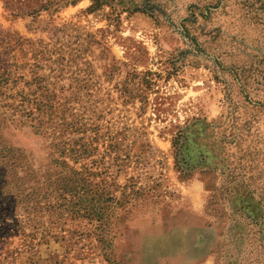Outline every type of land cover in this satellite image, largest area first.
Returning a JSON list of instances; mask_svg holds the SVG:
<instances>
[{
	"label": "rangeland",
	"instance_id": "rangeland-1",
	"mask_svg": "<svg viewBox=\"0 0 264 264\" xmlns=\"http://www.w3.org/2000/svg\"><path fill=\"white\" fill-rule=\"evenodd\" d=\"M0 264H264V0H0Z\"/></svg>",
	"mask_w": 264,
	"mask_h": 264
},
{
	"label": "trees",
	"instance_id": "trees-1",
	"mask_svg": "<svg viewBox=\"0 0 264 264\" xmlns=\"http://www.w3.org/2000/svg\"><path fill=\"white\" fill-rule=\"evenodd\" d=\"M101 1L102 0H95V3H96V5L99 3H101ZM145 11V12H148V10L147 9H145V8H142V6H138V4H134V8H133V11Z\"/></svg>",
	"mask_w": 264,
	"mask_h": 264
}]
</instances>
